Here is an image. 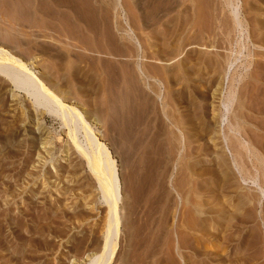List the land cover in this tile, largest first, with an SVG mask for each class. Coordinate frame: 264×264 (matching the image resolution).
Masks as SVG:
<instances>
[{"label": "rangeland", "instance_id": "obj_1", "mask_svg": "<svg viewBox=\"0 0 264 264\" xmlns=\"http://www.w3.org/2000/svg\"><path fill=\"white\" fill-rule=\"evenodd\" d=\"M25 1L0 0V44L11 49L23 60L27 62L30 60L29 64L48 85L61 92L64 97H68L66 98L67 102L78 104L91 121L93 120V124H96V129L112 151L121 183L122 201L119 210L121 220L120 232H118L119 241L117 238L116 252L111 264H264V202L261 199H254L252 204L251 202L248 204V197L259 196L257 185H253L249 180L244 183L240 177L236 178L238 183L236 187L240 196L238 197L235 191L229 192L227 195L233 194L237 197L235 201L228 199L227 205H234V203L236 205L239 201L240 207L237 210L239 212H234L235 209L232 205L231 208V206L221 203L215 206L213 212H207L206 206H204L201 208L202 212L199 213L192 205L195 204L194 189H196L197 183L204 181H207V185L209 183L211 187L202 183L201 191L203 190L205 193L212 187L215 191L209 190L208 193L220 192V189L216 191V187L210 184L208 181L210 175L207 173L217 168V159L214 158V155L220 151L217 148L223 145L226 136L233 140L237 137L246 139L255 146L259 154L264 156V89H262L264 88V41L260 39V34L258 35L259 30L263 29H259V26H255L253 23L254 16L258 14L261 16L259 18L262 20L264 18V0H260L261 2L259 0H239L242 17L247 21L245 26L250 31L249 35L252 36L250 42L246 33L237 37L238 41H242L241 43L246 46L245 48L241 46L242 53L238 54V60L233 62L226 76L222 71V64H218L219 71L211 64L201 67V70L200 68L199 70L194 69L198 60L196 56L199 55L198 53L207 58L208 56L216 57L215 54L221 55V57L231 56L230 54L239 44L231 46L221 42L214 43L215 46L210 47L197 42L189 43L183 39V36H181L182 39L176 37V41V38L171 37L170 33L165 36L164 32H162L163 35L158 32L156 36L153 34L155 29L163 31L166 24L170 25V27L167 26L170 30L177 22L181 24L179 26L177 23L176 28L182 27L186 19L182 18V10H177L181 9L180 5L173 4L178 0H173V2H171L172 0H161L165 1L166 5L163 6H159L162 5L159 0L158 2L156 0ZM116 1L120 5H118L119 7ZM146 1L152 2V5L151 3L147 4ZM180 1L177 3L181 4ZM198 1H194L195 5L198 4ZM167 5L170 8L169 12ZM250 5L260 11H254V9L252 11L248 7ZM142 7H145L146 11ZM147 7L153 8L150 10ZM20 8H23L24 11ZM162 8L163 10H161ZM175 11H178L177 16ZM225 11L227 13V10ZM142 12L143 14L146 12L144 16ZM196 12L194 19L198 18L197 23H201V20L202 23H205L209 12L205 11L202 14L203 12L199 9ZM223 13L225 14V12ZM183 14L185 15V13ZM115 21L125 27L117 30L114 25ZM168 21L171 23H167ZM197 23L195 28H197ZM128 27L131 28V32L127 35L125 31L128 30ZM207 35L209 36V34ZM118 40H121V43ZM126 40L129 42L127 43ZM151 41L154 47L148 45L151 44ZM116 45H119V48ZM122 45L127 50H124L126 48ZM132 46L133 48H131ZM236 49H239V46ZM221 59L223 60V58ZM137 63L142 66L145 72L149 71V78L146 82L150 86L153 85L157 94L146 86L145 76L137 70ZM248 63L250 66L247 67ZM192 68L193 70H191ZM243 72L246 74L245 77H242ZM237 73V76L241 75L242 79L238 82L236 91L241 99L245 97V100L243 99L245 105L243 107L236 103L233 105L234 110H232L235 112L233 113L231 110V113L226 116L227 121L232 119L231 122H234L231 127L227 121L220 125L219 121L222 115L217 114L215 108L213 109L214 104L217 105L218 101L216 98L218 94L213 92L214 86L219 81V77L220 79L223 77L220 81L223 85V95H226V90L230 88V78L232 76L236 79L239 78L236 76ZM177 74L179 75L177 76ZM222 74L225 77L229 76L228 79ZM3 77L0 74V208H6L2 202L8 199L11 192H15L17 195L7 205L10 206V212L5 216L3 213L0 215V218L8 217L7 221L9 222L7 226L4 219L2 222V224L4 223L2 226H5L0 235L2 234L1 237L3 236L5 240L1 241L0 238V264H76L77 262H79L77 264H86L84 262L86 253L92 249L90 239L100 238L105 218V206L95 199L97 192L94 179H89L85 162L79 157L67 135L63 134L67 133V129L60 127L57 120L35 107L30 101L31 98L27 97L23 90H12L8 80ZM136 80L137 82H135ZM133 84L138 87L135 89ZM136 90L141 93L138 91L136 94ZM138 93L141 96L145 95L140 97ZM242 95H244L243 98ZM132 98L133 101L128 103ZM147 104L149 109H147ZM129 107L134 110L130 111ZM144 108L145 112L148 111V117H146L148 120L144 118L145 113L142 112L145 110ZM212 111H215V114ZM240 112L241 115H239ZM232 117L237 120L236 123ZM215 118L220 120H215ZM173 120L176 121L175 124L179 125L175 126ZM213 120L216 122L214 123ZM135 121L137 122L135 123ZM155 121H159L166 128H173L178 135L176 153H172L171 160L167 157L166 149H163L164 153H160L157 144L146 142L153 136L156 128ZM237 122H239L237 127L239 133L234 130ZM149 124L154 125L155 128ZM127 128H131L128 137H126ZM229 128L230 130H228ZM61 131L62 133H60ZM41 134L46 138L49 137L46 145L43 146L39 140H36V137H40ZM142 135L144 139L149 138L144 140L145 144L144 142L142 144L145 147L141 146L140 148L138 145L141 144L138 141ZM71 144L72 147H70ZM225 150V153L229 152L228 156L230 157L229 148L225 147ZM160 158L163 160L160 161ZM166 159H169L167 163ZM188 161H192L196 165L195 175L193 173L189 175V169L185 165ZM72 168L76 169L75 174H73ZM162 168L167 169L166 172ZM251 170H254V175L257 172L255 177L258 175V180L260 174L263 175L262 169L255 171L252 168L249 171ZM161 171H163V175ZM199 172L201 175L196 174ZM203 172L205 173L203 174ZM249 173L252 174L253 171ZM236 175L238 176V172ZM262 175L261 177H263ZM262 179L260 178L259 182L264 188V179ZM180 186H184L183 189L186 192ZM23 187L25 191L22 190ZM178 188L184 192L181 191L180 194ZM187 193L189 201H192L193 198V202H184L183 194ZM83 199L89 201L94 199V208L86 207ZM222 201H224L223 198ZM246 201L247 204H245ZM23 203L26 205L24 206ZM75 208L86 209L87 216L81 220L72 218L71 210ZM224 210L234 213L235 219H232L229 224L224 223L218 216V213ZM24 213L28 215L24 217ZM52 213L56 215L54 218ZM21 214L22 219L24 218L22 227H16L14 219ZM248 214L250 216H247ZM200 217L205 218L206 224H210L214 232L216 231L213 232L214 234L212 233L213 235L207 233L208 235L205 237L206 231H201L200 226L196 228L197 220ZM195 232H198L199 236ZM191 233L194 234V237ZM17 236H22L23 240H18ZM197 237L201 238V242L195 241V239L198 240ZM85 239L87 240L85 241ZM238 241L243 244L240 245Z\"/></svg>", "mask_w": 264, "mask_h": 264}, {"label": "bare ground", "instance_id": "obj_2", "mask_svg": "<svg viewBox=\"0 0 264 264\" xmlns=\"http://www.w3.org/2000/svg\"><path fill=\"white\" fill-rule=\"evenodd\" d=\"M26 1H28V0H26ZM25 1V2H26ZM103 1V0H102ZM111 1V0H110ZM109 1V2H110ZM113 1V0H112ZM157 2H158V0H156ZM155 1V2H156ZM159 1H161V0H159ZM179 1V0H178ZM178 1H175V2H173V0L171 1V2H173V4L175 3L176 4V6H177V4H179L180 5V8L181 9H177V7L175 6V5H173L174 7H176V9L177 10H182V12L183 13H185V15L182 13V18L184 17L185 19V22L183 23V25H182V27L181 28H176V24L178 23H176L175 25H173L174 26V28L172 29V30H170V29H168V25L169 24H166V22H165V26H166V28L168 29L167 31L164 29L163 31H158V30H154L153 32V34H155V36H156V34H157V32H158V34H160L161 35V33L162 32H164L165 34H164V36L165 35H169V33H170V35H171V37H173V38H176V37H180L181 38V36H183V39L184 40H186V41H188L189 43H192V42H194V44H195V42H197V43H200V45H205V46H210V47H212V46H215V44H219V43H224L225 45L227 44V45H231V46H233V44H236V45H238L239 46V49H236L238 46H236V50L234 49V51L230 54L231 56H229V55H227V56H223V57H221V55H217V54H215L216 55V57L215 56H208V58L207 57H204V55L203 54H200V53H198L199 55H197L196 57H197V61H196V66H195V68L194 69H198L199 70V68H200V70H201V67H205V66H209L210 64L212 65V66H214L216 69L219 67L218 66V64H222V71L225 73V76L227 75V73H228V71L231 69V67H232V64H233V62H235V61H237L238 60V56L239 55H241L240 53H242L241 51H242V47L244 46V44L243 43H241L242 41H238V38H239V36L241 35L242 36V34H244V33H246L247 34V38L249 39V42L251 41L250 40V38H251V34L249 35V30H247V26H245V25H247V21L246 20H244L243 19V17H242V14H241V5H240V3H239V0H199L198 1V4H196L195 5V3H194V1L195 0H181L180 2H181V4L180 3H177ZM184 3H183V2ZM260 1V0H259ZM258 1V2H259ZM2 2V1H1ZM20 2V1H19ZM29 2V1H28ZM104 2V1H103ZM107 2V1H106ZM114 2V1H113ZM147 2V1H146ZM156 2V3H157ZM163 1H161V3L160 4H162V5H159V6H163L164 4H165V1L162 3ZM185 2H187V3H185ZM249 2V1H248ZM256 2V1H255ZM261 2V1H260ZM264 2V1H263ZM5 3V2H4ZM116 3H117V6L119 5L118 4V2L116 1ZM137 3V2H136ZM135 3V4H136ZM139 3V2H138ZM148 3H151V5H152V2H147V4ZM169 3V2H168ZM244 3V2H243ZM242 3V4H243ZM254 3V2H253ZM112 5H114L113 3H111ZM146 4V5H147ZM6 5V4H5ZM25 5V4H24ZM23 5V6H24ZM28 5V4H27ZM130 5V4H129ZM141 6H142V4H140ZM139 5V6H140ZM145 5V4H144ZM145 5V6H146ZM166 5V4H165ZM169 5V4H168ZM167 5V6H168ZM257 5V4H256ZM21 6H22V4H21ZM111 6V5H110ZM116 6V7H117ZM120 6V5H119ZM118 6V7H119ZM150 6V5H149ZM154 6V5H153ZM156 6V5H155ZM154 6V7H155ZM246 6V5H245ZM12 7V6H11ZM112 7V6H111ZM123 7V6H122ZM129 7V6H128ZM151 7V6H150ZM150 7H147V8H149L150 9ZM158 7V6H157ZM249 8H251L252 9V11H253V9L255 8V6H253V5H250V6H248ZM258 7H260L259 5H258ZM25 8H27V6H25ZM24 8V9H25ZM36 8V7H35ZM124 8V7H123ZM131 8V7H130ZM143 8V7H142ZM153 8V7H152ZM151 8V9H152ZM164 8V7H163ZM163 8L161 9V10H163ZM201 11V12H203L202 14H204L205 13V11H208L209 12V16L208 17H206V21L205 20H203V21H205V23H202V20H201V23H197V21H198V18H197V20L196 19H194L195 17H194V15L195 14H197V12H196V10H198V9ZM257 8V7H256ZM21 9V8H20ZM107 9V8H106ZM109 9V8H108ZM122 9V8H121ZM141 9V8H140ZM144 10H145V7L143 8ZM150 9V10H151ZM155 9V8H154ZM165 9V8H164ZM168 12H169V6H168ZM175 9V10H176ZM261 9H262V5H261ZM21 10H23V8L21 9ZM114 10H115V8H114ZM114 10H112V11H114ZM143 10V11H144ZM149 10V12H151ZM173 10V9H172ZM225 10H227V13H226V11ZM242 10H244V9H242ZM257 11V10H259L258 8L257 9H254V11ZM263 10H264V8H263ZM20 11V10H19ZM24 11V10H23ZM25 11H28V10H25ZM146 11V10H145ZM153 11V10H152ZM171 11V10H170ZM251 11V10H250ZM260 11V10H259ZM21 12V11H20ZM118 12V11H117ZM121 12V11H120ZM120 12H119V14H120ZM133 12V11H132ZM149 12H147V13H149ZM176 12V11H175ZM178 12V11H177ZM176 12V16H177V13ZM180 12V11H179ZM223 12H225V14L223 13ZM28 13V12H27ZM98 13V12H97ZM127 13V12H126ZM130 13V12H129ZM145 13L146 12H144V14H143V12H142V14H143V16L145 15ZM248 13V12H247ZM255 13V12H254ZM152 14V13H151ZM166 14V13H165ZM175 14V13H174ZM250 14V13H249ZM256 14V13H255ZM96 15V14H95ZM94 15V16H95ZM148 15H150V14H148ZM179 15H181L180 13H179ZM248 15V14H247ZM253 15V14H252ZM264 15V14H263ZM142 16V15H141ZM175 16V17H176ZM196 16V15H195ZM254 16V15H253ZM102 17V16H101ZM100 17V18H101ZM106 17V16H105ZM180 17V16H179ZM198 17H199V15H198ZM202 17V16H201ZM259 17H261V16H259V14L257 15V16H254V18H253V23H255V26L256 25H258L259 26V29H263V30H259V33H258V31H257V33H258V35L260 34V39H262V41H264V18H263V20L261 19V18H259ZM103 18V17H102ZM174 18V17H173ZM178 18V17H177ZM176 18V19H177ZM193 18V19H192ZM244 18H245V16H244ZM137 19H138V17H137ZM180 19V18H179ZM189 19H192L191 21L189 20ZM204 19V18H203ZM97 20H98V18H97ZM110 20H111V18H110ZM145 20V19H144ZM181 20V19H180ZM183 20V19H182ZM193 20H195L193 23H192V21ZM172 21V20H171ZM178 21V20H177ZM200 21V20H199ZM98 22H100L99 20H98ZM144 22V21H143ZM158 22V21H157ZM170 21H168L167 23H169ZM183 22V21H182ZM126 23V22H125ZM124 23V24H125ZM130 23H132V22H130ZM149 23V22H148ZM151 23H153V22H151ZM163 23V22H162ZM171 23V22H170ZM174 23V22H173ZM196 23H197V28L199 27V29H197V28H195V25H196ZM250 23H251V21H250ZM127 24V23H126ZM179 24V23H178ZM181 24V23H180ZM180 24H179V26H180ZM198 24H201V25H198ZM103 25V24H102ZM115 27H116V29L117 30H120V29H123L125 26L123 25V24H119V23H116V21H115ZM145 25V24H144ZM154 25V24H153ZM113 26V25H112ZM140 26V25H139ZM146 26V25H145ZM253 26V25H252ZM148 27V26H147ZM169 27H170V25H169ZM258 28V27H257ZM11 29V28H10ZM114 29V28H113ZM112 29V30H113ZM131 28H129L128 27V30H126L125 31V33H127V35L131 32V30H130ZM196 29V30H195ZM9 30V29H8ZM170 30V31H169ZM123 31V30H122ZM245 31V32H244ZM207 32V33H206ZM7 33V32H6ZM107 34V33H106ZM111 34V33H110ZM132 34H133V32H132ZM153 34H152V36H153ZM205 34V35H204ZM207 34H209V36L207 35ZM162 35H163V33H162ZM122 36V35H121ZM126 36V35H125ZM151 36V37H152ZM163 36V37H164ZM240 36V37H241ZM210 37V38H209ZM238 37V38H237ZM114 38V37H113ZM130 38V37H129ZM153 38V37H152ZM159 38V37H158ZM160 38H161V36H160ZM206 38V39H205ZM163 39V38H162ZM182 39V38H181ZM205 39V40H204ZM246 39V38H245ZM128 40V39H127ZM127 40H126V42H127ZM149 40V39H148ZM159 40V39H158ZM117 41V40H116ZM119 41V40H118ZM121 41V40H120ZM119 41V42H120ZM162 41V40H161ZM169 41H171V40H169ZM176 41H177V38H176ZM178 41H179V39H178ZM129 42V41H128ZM127 42V43H128ZM159 42V41H158ZM167 42V41H166ZM166 42H164L165 44H166ZM121 43V42H120ZM119 43V44H120ZM147 43V42H146ZM164 43H162V44H164ZM168 43V42H167ZM174 43H176V42H174ZM178 43V42H177ZM215 43V44H214ZM118 44V43H117ZM131 45H132V43H130ZM142 44V43H141ZM153 44V42L151 41V44H148V45H151V46H153L152 45ZM186 44H188V43H186ZM243 44V45H242ZM127 45V44H126ZM129 45V44H128ZM130 45V46H131ZM248 45V44H247ZM254 45V44H253ZM115 46V45H114ZM116 46H118L117 48H119V45H116ZM122 46H124V45H122ZM150 46V47H151ZM156 47H157V45H155ZM190 46V45H189ZM242 46V47H241ZM246 46V45H245ZM245 46H244V48H245ZM120 47H121V45H120ZM125 47V46H124ZM154 47V46H153ZM159 47H161V46H159ZM174 47V46H173ZM178 47V46H177ZM181 47V46H180ZM204 47V46H203ZM122 48V50H123V47H121ZM126 48V47H125ZM131 48H133V46L131 47ZM158 48V47H157ZM165 48H168V47H165ZM170 48V47H169ZM168 48V49H169ZM247 48V47H246ZM156 49V48H155ZM176 49V48H175ZM231 49H232V47H231ZM231 49H230V51H231ZM121 50V51H122ZM124 50H127V48L126 49H124ZM177 50V49H176ZM176 50H174V51H176ZM208 50V49H207ZM233 50V49H232ZM244 50H246V49H244ZM120 51V52H121ZM171 51V50H170ZM226 51V50H225ZM249 51V50H248ZM128 52V51H127ZM137 52V51H136ZM164 52H166V51H164ZM208 52V51H207ZM214 52V51H213ZM261 52V51H260ZM175 53V52H174ZM179 53V52H178ZM216 53H217V51H216ZM251 53V52H250ZM209 54H210V52H209ZM239 54V55H238ZM177 55V54H176ZM201 55H203V56H201ZM226 55V54H225ZM252 55V54H251ZM250 55V58L252 57ZM133 56V55H132ZM247 56V55H246ZM31 57V56H30ZM29 57V58H30ZM168 57V56H167ZM223 58V60L221 59V58ZM231 57V58H230ZM249 57V56H248ZM260 57V56H259ZM160 58V57H159ZM241 58V57H240ZM239 58V59H240ZM31 59V58H30ZM248 59V58H247ZM27 60H29V59H27ZM33 60V59H32ZM30 61V60H29ZM29 61L27 62V61H25V60H23V58H21L20 56H17L16 54H14L12 51H11V49H7L5 46H3V45H1L0 44V74H2V76H4L3 78L4 79H6V80H8V82H9V84H10V86H11V88H12V90L13 89H15V90H23L24 91V93H26L27 94V97H30L31 98V102H32V104L35 106V107H37L38 109H40L41 110V112H44V113H46V114H48V115H50L54 120H57L58 121V123H59V126L60 127H63V128H66L67 129V131L65 130V129H63V130H65L67 133H63L64 135L66 134L67 135V137L69 138V140H70V143H72L73 144V148L75 149V151L77 152V154L79 155V157L85 162V166L87 167V169H88V172H89V176H90V180L91 179H94V182H95V185H96V192H97V196H96V200L98 201V202H102L103 204L102 205H104L105 206V218H104V223H103V227H102V234H101V236H100V238L99 239H90L91 240V242H90V246H92V249H90V251H89V253H86L87 254V256L85 257V261L84 262H86V264H111L112 263V261H113V259H114V256H115V252H116V246H117V238H118V241H119V237H118V232H120L119 231V229H120V224H121V220H120V212H119V210H120V203H121V201H122V191H121V183H120V179H119V175H118V173H117V170H116V164H115V161H114V158H113V153H112V151L110 150V148L108 147V145L106 144V142L103 140V138L101 137V135L99 134V131L96 129V124H93V120L91 121V119H90V117L80 108V106H78V104H76V103H69V102H67L68 101V99H66V98H68V97H64L63 95H62V93L61 92H58L56 89H54L53 87H51L50 85H48L44 80H43V78L34 70V68L29 64ZM194 61V60H193ZM255 61V60H254ZM175 62V61H174ZM239 62V61H238ZM249 62H251V61H249ZM260 62V61H259ZM241 63V62H240ZM243 63V62H242ZM34 64V63H33ZM179 64V63H178ZM252 64V63H251ZM257 64V63H256ZM255 64V65H256ZM184 65V64H183ZM237 65V64H236ZM242 66H243V64H241ZM240 65V66H241ZM254 65V64H253ZM192 66H194V65H192ZM200 66V67H199ZM212 66H210V67H212ZM245 66V65H244ZM248 66H250V64L248 63V65H247V67ZM34 67H36V66H34ZM136 67H137V70H139V73L141 74V75H143V76H145L144 78H145V81H144V79H143V81L145 82V84H146V86L149 88V89H153V91H155V93L157 94V92H156V89H154L152 86H150V84L149 83H147L146 81L148 80L147 78H149V74H148V72H147V70H146V72L143 70V68H142V66L141 65H139L138 63H137V65H136ZM170 67H172V66H170ZM177 67V66H176ZM188 67V66H187ZM191 67V66H190ZM213 67V68H214ZM221 67V66H220ZM247 67H242V68H247ZM255 67V66H254ZM157 68V67H156ZM184 69H185V67H183ZM215 68H214V70H215ZM236 68V67H235ZM252 68V67H251ZM187 69V68H186ZM189 69V68H188ZM212 69V68H211ZM254 69V68H253ZM262 69H263V67H262ZM180 70V69H179ZM191 70H193V68L191 69ZM218 70V69H217ZM220 70V69H219ZM218 70V71H219ZM234 70V69H233ZM160 71V70H159ZM169 71V70H168ZM171 71V70H170ZM175 71V70H174ZM178 71V70H177ZM185 71H188V70H185ZM216 71V70H215ZM221 71V72H222ZM245 72H247L246 70H244ZM262 71V70H261ZM133 72V71H132ZM162 72H164V71H162ZM184 72V71H183ZM197 72V71H196ZM217 72V71H216ZM231 72V71H230ZM257 72V71H256ZM260 72V71H259ZM135 73V72H134ZM218 73V72H217ZM232 73H234V72H232ZM253 73V72H252ZM261 73V72H260ZM44 74V73H43ZM133 74V73H132ZM136 74V73H135ZM159 74V73H158ZM183 74V73H182ZM231 74V73H230ZM230 74H228V75H230ZM235 74V73H234ZM243 76L242 77H245V73L243 72ZM259 74V73H258ZM160 75V74H159ZM179 74H177V76H178ZM218 75V74H217ZM223 75V74H222ZM232 75V74H231ZM238 75V73L236 74V76ZM254 75V74H253ZM131 76V75H130ZM165 76V75H164ZM199 76V75H198ZM219 76H221V75H219ZM218 76V77H219ZM224 76V75H223ZM224 76V77H225ZM241 76V75H240ZM240 76H237V77H239L240 78ZM264 76V75H263ZM133 77V76H132ZM152 77H154L153 75H152ZM182 77V76H181ZM186 77V76H185ZM229 77V76H228ZM228 77H225L226 79H228ZM242 77L239 79V78H235V77H231L230 78V88L229 89H227L226 90V95L224 94L223 95V92H222V90H223V85H222V83H221V79H223V77H221V79H220V77H219V81L218 82H216L215 84V88H214V90H213V92L215 93V94H218L217 96H216V98L218 99V101L216 102V101H213V102H216L217 103V105L216 104H214V107H213V105H211L212 107H213V109L214 110H216V112H217V114H220V115H222L221 116V120L220 119H217V118H215V120L217 119V120H220L219 122H220V125L223 123V122H225V121H227V117L226 116H228V114L229 113H231V110L233 109V105L236 103L237 105H239V106H241V107H243L244 105H245V103H244V98H243V96L244 95H242V98L244 99H241V97H239V95H238V93H237V91H236V86H238L237 84H238V82L242 79ZM151 78V77H150ZM157 78V77H156ZM187 78V77H186ZM152 79V78H151ZM176 79V78H175ZM180 79V78H179ZM195 79V78H194ZM256 79V78H255ZM133 80V79H132ZM188 80V79H187ZM210 80V79H209ZM251 80V79H250ZM260 80V79H259ZM195 81V80H194ZM225 81H227V80H225ZM131 82H133V81H131ZM135 82H137V80L135 81ZM134 82V83H135ZM204 82V81H203ZM229 83V82H228ZM254 83V82H253ZM226 84H227V82H226ZM243 84V83H242ZM212 85V84H211ZM251 85H252V82H251ZM255 85V84H254ZM257 85V84H256ZM133 86H134V84H133ZM136 86V85H135ZM134 86V87H135ZM227 86V85H226ZM226 86H225V88H226ZM242 87H243V85H241ZM240 86V87H241ZM138 87V86H137ZM137 87H135V89L137 88ZM155 87V86H154ZM206 87V86H205ZM259 87V86H258ZM131 88V87H130ZM228 88V87H227ZM244 88V87H243ZM258 89V88H257ZM262 89H264V88H262ZM134 90V89H133ZM229 90V91H228ZM251 90V89H250ZM139 91V90H138ZM137 90H136V94H137V92H138ZM228 91V92H227ZM245 91V90H244ZM260 91V90H259ZM140 92V91H139ZM258 92V91H257ZM263 92V91H262ZM141 93V92H140ZM140 93H138V94H140ZM250 93V92H249ZM255 93V92H254ZM25 94V95H26ZM131 94V93H130ZM214 94V95H215ZM263 94V93H262ZM261 94V95H262ZM132 95V94H131ZM145 94H143V96H144ZM68 96V95H67ZM130 96V95H129ZM137 96H139V95H137ZM143 96H141V94H140V97H143ZM249 96V95H248ZM123 97H125V96H123ZM127 97V96H126ZM128 98V97H127ZM131 98V97H130ZM135 98V97H134ZM249 98V97H248ZM247 98V99H248ZM214 99V98H213ZM121 100V99H120ZM133 101V98L131 99V101L129 100V102L128 103H130V102H132ZM258 101V100H257ZM138 102V101H137ZM147 102V101H146ZM144 103V102H143ZM148 103V102H147ZM248 103V102H247ZM254 103V102H253ZM252 103V104H253ZM135 104V103H134ZM146 104V103H145ZM149 104V103H148ZM147 104V109H149L148 108V106L150 105H148ZM152 104V103H151ZM213 104V103H212ZM131 105V104H130ZM247 105V104H246ZM258 105V104H257ZM260 105V104H259ZM258 105V106H259ZM132 106V105H131ZM160 106V105H159ZM197 106V105H196ZM251 106V105H250ZM256 106V105H255ZM127 107H128V105H127ZM133 107V106H132ZM237 107V106H236ZM261 107V106H260ZM264 107V106H263ZM129 108H131V107H129ZM235 108V107H234ZM240 108V107H239ZM248 108H249V105H248ZM253 108V107H252ZM138 109V108H137ZM145 109V108H144ZM24 110V109H23ZM133 111L134 109L133 108H131L130 109V111ZM234 110V109H233ZM232 110V111H233ZM238 110H240V109H238ZM252 110H254V109H252ZM146 111V109L145 110H143L142 112L143 113H145L144 114V118H146V117H148L147 116V112H145ZM241 111H243V110H241ZM259 111V110H258ZM40 112V111H39ZM142 112H139V113H142ZM201 112V111H200ZM213 112V111H212ZM215 112V111H214ZM213 112V113H214ZM235 111H233V113H234ZM138 113V114H139ZM142 113V114H143ZM243 113H245V112H243ZM141 114V116L143 117V115ZM215 114V113H214ZM216 114V115H217ZM45 115V114H44ZM129 115V114H128ZM131 115V114H130ZM170 115V114H169ZM239 115H241V112H240V114ZM244 115V114H243ZM42 116V115H41ZM212 116V115H211ZM238 116V115H237ZM236 116V117H237ZM252 116H253V114H252ZM172 117V116H171ZM176 117V116H175ZM217 117H219L218 115H217ZM128 118V117H127ZM136 118H139V117H137L136 116ZM170 118V117H169ZM233 118V117H232ZM252 118V117H251ZM26 119V118H25ZM147 120H148V118H146ZM153 119V118H152ZM171 119V118H170ZM174 119V118H173ZM177 119V118H176ZM211 119V118H210ZM234 119V118H233ZM243 119V118H242ZM247 119H249V117H247ZM253 119V118H252ZM260 119V118H259ZM132 120V119H131ZM137 120V119H136ZM146 120V121H147ZM157 120V119H156ZM175 120V119H174ZM173 120V121H174ZM235 120V119H234ZM233 120V121H234ZM250 120V119H249ZM255 120V119H254ZM261 120V119H260ZM260 120H259V122H260ZM28 121H29V119H28ZM128 121V120H127ZM138 121V120H137ZM137 121H135V123L137 122ZM141 121H143V120H141ZM150 121V120H149ZM160 121V120H159ZM159 121H155L156 122V124H155V126H156V128H155V126H154V128H155V131H154V133H153V136L151 137V138H149V137H147V139L150 141H146L147 139H144L143 138V135H142V137L139 139L140 141H138L141 145H138L140 148H141V146H143V147H145L144 145H142L143 144V142H144V140L146 141V142H148V144L149 143H152V142H154V143H152V144H157L159 147H157L159 150H158V152H163V149H166V154H167V157H169V159L171 160L172 158V153L174 152V153H176V148H177V139H178V135L176 134V132L173 130V128L171 129V128H166L164 125H161L160 124V122ZM162 121V120H161ZM232 121V119L231 120H229V121H227V124L231 127L233 124L232 123H234V122H231ZM236 121L237 120H235V123H236ZM36 122V121H35ZM39 122V121H38ZM175 122L176 121H174V124H175ZM181 122V121H180ZM213 122H214V120H213ZM216 122V121H215ZM214 122V123H215ZM218 122V123H219ZM256 122V121H255ZM54 123V122H53ZM153 123V122H152ZM151 123V124H152ZM158 123V124H157ZM238 123L239 122H237V126H236V129L234 128V130H236L237 131V127L239 126L238 125ZM151 124H149V125H151ZM171 124V123H170ZM262 124V123H261ZM131 125V124H130ZM179 124L178 123H176L175 124V126H178ZM205 125V124H204ZM219 125V124H218ZM236 125V124H235ZM152 126V125H151ZM152 126V127H153ZM169 126V125H168ZM208 126V125H207ZM206 126V127H207ZM229 126H227V127H229ZM246 126V125H245ZM150 127V126H149ZM209 127H211V126H209ZM214 127V126H213ZM215 127H216V125H215ZM233 127H235V126H233ZM232 127V128H233ZM260 127V126H259ZM262 127V126H261ZM219 128V127H218ZM258 128V127H257ZM35 129V128H34ZM39 129V128H38ZM60 129V128H59ZM182 129H183V127H182ZM217 129V128H216ZM37 130V129H36ZM62 130V129H61ZM126 130V129H125ZM127 130L128 131H126V134H127V136L126 137H128L129 135H130V133H131V128L129 129V128H127ZM212 130V129H211ZM223 130V129H222ZM228 130H230V128L228 129ZM233 130V131H234ZM239 130V129H238ZM38 131H40V130H38ZM43 130H41V132H42ZM45 131V130H44ZM232 131V132H233ZM253 131V130H252ZM181 132V131H180ZM219 132V131H218ZM230 132V131H229ZM238 132V131H237ZM249 132V131H248ZM37 133V132H36ZM43 133V132H42ZM47 133V132H46ZM45 133V134H46ZM60 133H62V131L60 132ZM148 133H150V132H148ZM219 133H221V132H219ZM231 133V132H230ZM239 133V132H238ZM39 135H40V132L38 133ZM44 134V135H45ZM147 134V133H146ZM199 134V133H198ZM148 135V134H147ZM213 135H214V132H213ZM227 135H230V134H227ZM246 135V134H245ZM37 136V135H36ZM42 134H41V136L40 137H36L37 139L36 140H39V142H40V144H41V146H43V145H46V142L49 140V137H47L48 138V140H47V138L46 137H44L43 136V138H42ZM61 136V135H60ZM197 136V135H196ZM254 136V135H253ZM263 136V135H262ZM145 137V136H144ZM225 137V136H224ZM223 137V138H224ZM231 137V136H230ZM236 137V136H235ZM243 137V136H242ZM256 137V136H255ZM259 137V136H258ZM257 137V138H258ZM33 138V137H32ZM202 138V137H201ZM212 138V137H211ZM210 138V139H211ZM215 138V137H214ZM198 139H200L199 137H198ZM255 139V138H254ZM194 140V139H193ZM211 141H213V140H211ZM66 142V141H65ZM191 142V141H190ZM32 143H33V141H32ZM31 143V144H32ZM34 144V143H33ZM48 144V143H47ZM72 144H71V146L70 147H72ZM144 144H145V142H144ZM223 145L222 146H220V147H218L217 148V150H220V151H217L216 153H215V157L214 158H216L217 159V168L216 169H212L211 170V172H208L207 174H209L210 176L208 177V179H206V180H208L209 182H210V184H212V186H214V187H216V191L217 190H219L220 192H218V193H216V192H214V193H212V192H210V193H208L207 191H209V190H214V188L212 187V189H209V190H207L206 191V193L205 192H203V190L201 191V187H202V183H205L206 184V186L208 187L209 186V183H208V185H207V181L205 182H202V183H197V186H196V189H194V197H195V201H194V203L195 204H192V205H194V207L197 209L196 211H198L199 213H201L202 211V207H204V206H206V208H205V210L207 211V212H213L214 211V208H215V206H218L219 204H221V203H225V206H231V205H227L228 203H227V200L229 199V200H236V197L237 196H235V195H231V196H229V195H227V194H229V192H234L235 191V193H236V195H238V197L240 196V194L238 193V191H237V187H236V185L238 184L237 183V181H236V178L238 179L239 177H240V180L242 181V182H247V180H249V182H251V183H253V185L255 184V185H257V189L259 190V196H257L256 195V193H255V195H256V197H253L252 195H251V197H248L249 198V202H248V204L251 202V204H252V202H254V199H256V200H263V202H264V188L261 186L262 184H260V182H259V180H260V178H263L264 179V156L262 155V154H259L258 152H257V149H255V146H253V145H251V143L250 142H248V141H246V139L244 140V139H240L239 137H237V138H235L234 140L232 139V138H227V136H226V138H225V140H224V143H222ZM257 144V143H256ZM131 145V144H130ZM156 145V146H157ZM196 145H198V144H196ZM195 145V146H196ZM218 145V144H217ZM32 146V145H31ZM65 147V146H64ZM133 147V146H132ZM225 147H228L229 148V151L231 152V156L229 157L228 155H230L229 154V152H228V154L227 153H225ZM19 148V147H18ZM44 148V147H43ZM210 148V147H209ZM216 148V147H215ZM257 148H260V147H257ZM17 149V148H16ZM16 149H14V150H16ZM74 149H73V151H74ZM187 149V148H186ZM224 149V150H223ZM36 150V149H35ZM67 150V149H66ZM167 150H168V152H167ZM169 150H171V151H169ZM195 150V149H194ZM193 150V151H194ZM216 150V149H215ZM17 151V150H16ZM16 151H14V152H16ZM177 151H178V149H177ZM259 151V150H258ZM261 151V150H260ZM195 152V151H194ZM215 152V151H214ZM262 152V151H261ZM10 153H12V152H10ZM164 153V152H163ZM187 153V152H186ZM13 154V153H12ZM11 156V155H10ZM13 156H15V155H13ZM48 156V155H47ZM160 156V155H159ZM184 156V155H183ZM4 157H5V155H4ZM161 157H163V156H161ZM167 157H165V158H167ZM185 158V157H184ZM49 159V158H48ZM169 159H166V163L168 162L167 160H169ZM187 159V158H186ZM161 160H163V159H161L160 158V161ZM215 160V159H214ZM46 161V159L44 160V162ZM50 161V160H49ZM43 162V161H42ZM163 162V161H162ZM180 162V161H179ZM59 163V162H58ZM83 163V162H82ZM160 163V162H159ZM162 164V163H161ZM80 165V164H79ZM166 165V164H165ZM164 165V166H165ZM173 165V164H172ZM186 167H187V169H189V175L191 174V173H193L194 174V172H196L195 171V164H194V162H192V161H188L186 164ZM167 166V165H166ZM80 167V166H79ZM162 167V166H161ZM69 168V167H68ZM71 168V167H70ZM255 169V171H258L259 169H262L261 171H263V175L262 174H260V178H259V180H258V177L256 178L255 177V175L257 174V172H256V174L254 175V170H251V171H253V175L251 174V173H249V172H251V171H249L250 169ZM66 169V168H65ZM73 169V168H72ZM71 169V170H72ZM78 169V168H77ZM163 169V171L164 172H166V170H164V168H162ZM183 169V168H182ZM51 170V169H50ZM63 170V169H62ZM76 169L74 168L73 169V174H75L76 173V171H75ZM163 171H161L162 173V175L164 174L163 173ZM203 171H205V170H203ZM238 172V176L236 175V173ZM19 172V171H18ZM219 172H220V174H219ZM20 173H21V171H20ZM205 172H203V174H204ZM16 174H17V172H16ZM19 174V173H18ZM187 174V173H186ZM197 175H201V173L199 172V173H196ZM195 175V174H194ZM236 175V176H235ZM261 175L263 176V177H261ZM205 176H207L206 174H205ZM195 177V176H194ZM18 178V177H17ZM162 178V177H161ZM190 179V178H189ZM262 179V180H263ZM205 180V179H204ZM184 181V180H183ZM93 182V181H92ZM184 182H188V181H184ZM75 183V182H74ZM163 183V182H162ZM183 183V182H182ZM263 183H264V181H263ZM90 184V183H89ZM92 184V183H91ZM186 184V183H185ZM84 185V184H83ZM176 185V184H175ZM264 185V184H263ZM27 186V185H26ZM161 186V185H160ZM185 186V185H184ZM184 186H180V187H182L181 189H183L184 188ZM205 186V187H206ZM242 186V185H241ZM8 187V186H7ZM78 187V186H77ZM179 187V188H180ZM209 187H211V186H209ZM10 188V187H9ZM73 188V187H72ZM178 188V189H179ZM190 188V187H189ZM238 188H239V185H238ZM241 188V187H240ZM8 189V188H7ZM205 189V188H204ZM243 189V188H242ZM241 189V190H242ZM255 189V188H254ZM22 190H24V187H23V189ZM22 190H20V192L22 191ZM72 190V189H71ZM184 190V189H183ZM2 191V190H1ZM25 191V190H24ZM95 191V190H94ZM165 192L167 191V190H164ZM178 191H180V189L178 190ZM177 191V192H178ZM182 191V190H181ZM180 191V194L182 193V192H184V191H182L181 192ZM205 191V190H204ZM215 191V190H214ZM3 192V191H2ZM19 192V191H18ZM18 192H16V193H18ZM23 192V191H22ZM70 192V191H69ZM164 192V193H165ZM186 192V191H185ZM4 193H6V192H4ZM9 193V192H8ZM163 193V192H162ZM216 193V194H215ZM61 194V193H60ZM70 194V193H69ZM166 194V193H165ZM178 194H179V192H178ZM179 194V195H180ZM209 194V195H208ZM16 195L17 194H15V192H11L10 193V197L8 196V199L6 200V201H4V202H2L3 203V206H6V208L4 209V208H0V215L3 213L4 214V216L5 215H7V213H9L10 212V206H7V205H9V203L11 202V200L13 199V198H15L16 197ZM19 195V194H18ZM56 195V194H55ZM184 196H185V198L183 199L184 200V202L185 203H190V201H189V194L187 193L186 195L185 194H183ZM1 196V195H0ZM21 197H23V196H21ZM57 197V196H56ZM162 197V196H161ZM11 198V199H10ZM163 198V197H162ZM166 198H167V196H166ZM192 198V197H191ZM222 198L224 199V201H222ZM85 200V201H84ZM182 200V199H181ZM238 200V199H237ZM15 201V200H14ZM27 201V200H26ZM83 201H84V205L87 207H89V208H91V209H93L94 208V204H93V201H94V199L92 200V201H89V200H86V199H83ZM125 201V200H124ZM158 201H159V199H158ZM162 201V200H161ZM215 201V202H214ZM16 202V201H15ZM51 202V201H50ZM96 202V201H95ZM191 202H193V198H192V201ZM17 203V202H16ZM16 203H14V204H16ZM32 203V202H31ZM245 203V202H244ZM245 204H247V201H246V203ZM23 205L25 206L26 204H24L23 203ZM32 205H33V203H32ZM31 205V206H32ZM37 206V205H36ZM35 206V207H36ZM233 206V208L235 209V211L234 212H239V211H237L238 210V208L240 207V203H239V201L236 203V205H235V203H234V205H232ZM232 206H231V208H232ZM52 207V206H51ZM60 207V206H59ZM85 207V208H86ZM188 207V206H187ZM27 208H29V207H27ZM38 208V207H37ZM37 208H36V210H37ZM58 208V207H57ZM71 208V207H70ZM162 208V207H161ZM17 209V208H16ZM24 209V208H23ZM30 209V208H29ZM18 210H19V208H18ZM22 210V209H21ZM31 210V209H30ZM35 210V209H34ZM55 210V209H54ZM188 210V209H187ZM186 210V211H187ZM194 210V209H193ZM25 211H26V209H25ZM184 211H185V209H184ZM203 211H204V209H203ZM230 211V210H229ZM227 212V211H222V212H220V213H218L219 215V217H220V219L224 222V223H230V222H232L231 220L233 219H235V216H234V213H232V212ZM18 212H20V211H18ZM54 212H56V211H54ZM53 212V213H54ZM46 213V212H45ZM52 213V214H53ZM87 213H88V211H86V209H73V210H71V216H72V218H75V219H84V217H86L87 216ZM91 213H92V211H91ZM2 214V215H3ZM17 214V213H16ZM49 214V213H48ZM60 214V213H59ZM69 214V213H68ZM26 215H28V214H23V216L25 217ZM45 215V214H44ZM191 215V214H190ZM22 214L20 215V216H16L15 217V219H14V223H15V226L16 227H22V220L24 219H22ZM35 216V215H34ZM41 216V215H40ZM54 216H56V215H54L53 214V218H54ZM247 216H250V214H248ZM246 216V217H247ZM252 216V215H251ZM7 217V216H6ZM44 217V216H43ZM52 217V216H51ZM188 217V216H187ZM245 217V216H244ZM5 217H3V218H0V233H1V231H2V229H3V227L6 225L7 226V224L9 225V222L7 221V219H8V217L6 218V219H4ZM186 218V217H185ZM248 218V217H247ZM3 219L5 220V225L4 226H2L3 224H2V222H3ZM43 219V218H42ZM67 219V218H66ZM65 219V220H66ZM198 219V218H197ZM196 219V220H197ZM246 219V218H245ZM12 220V219H11ZM72 220V219H71ZM187 220V219H186ZM206 219L205 218H202V217H200L198 220H197V227L196 228H198L199 226H200V230L201 231H206L203 235L206 237V235H208V234H210V235H213L215 232H214V230H213V228L210 226V224H206V221H205ZM248 220V219H247ZM187 221H189V220H187ZM13 222V221H12ZM188 223V222H187ZM190 223V222H189ZM188 223V224H189ZM38 225V224H37ZM57 227V226H56ZM212 228V229H211ZM226 228V227H225ZM188 229H190V228H188ZM195 228H193V230H194ZM196 230V229H195ZM218 230V229H217ZM198 231V230H197ZM214 232V233H213ZM198 234V232H195V234ZM208 233V234H207ZM213 233V234H212ZM192 234V233H191ZM190 234V235H191ZM2 235V234H1ZM1 235H0V238H1V241H4L5 239H4V237L2 236L1 237ZM18 235H20V234H18ZM22 235V234H21ZM193 236L192 237H194V234H192ZM202 235V234H201ZM196 236V235H195ZM197 236H199V234L197 235ZM252 236V235H251ZM92 237V236H91ZM215 237V236H214ZM219 237V236H218ZM253 237V236H252ZM252 237L250 238L251 240H252ZM263 237V236H262ZM16 238H18V240H20V241H22L23 240V238H22V236L21 237H16ZM90 238V237H89ZM200 238V237H199ZM201 238H203V236H201ZM200 238V239H201ZM222 238V237H221ZM229 238H231V237H229ZM247 238V237H246ZM260 238V237H259ZM195 239V238H194ZM197 239H198V237H197ZM200 239H198V240H196L195 239V241H200ZM234 239V238H233ZM87 239H85V241H86ZM204 240V239H203ZM263 240H264V238H263ZM89 242V241H88ZM87 242V244H89ZM201 242V241H200ZM239 242V241H238ZM250 242V241H249ZM1 243V242H0ZM86 243V242H85ZM198 244H199V242H197ZM239 244L241 245V244H243V243H241V242H239ZM261 244V243H260ZM239 245V246H240ZM256 245V244H255ZM17 246V245H16ZM86 246V245H85ZM87 249V248H86ZM241 249V248H240ZM249 250V249H248ZM251 250V249H250ZM81 251V250H80ZM83 261V260H82ZM213 261V260H212ZM73 262V261H72ZM76 263V262H75ZM77 263H79V262H77ZM76 263V264H77ZM81 263V262H80Z\"/></svg>", "mask_w": 264, "mask_h": 264}]
</instances>
